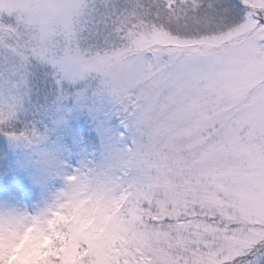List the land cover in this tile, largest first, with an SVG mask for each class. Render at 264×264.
I'll return each instance as SVG.
<instances>
[{"label":"snow or ice","instance_id":"6c2138e0","mask_svg":"<svg viewBox=\"0 0 264 264\" xmlns=\"http://www.w3.org/2000/svg\"><path fill=\"white\" fill-rule=\"evenodd\" d=\"M33 93L91 102L118 147L0 264H264V0H0V120Z\"/></svg>","mask_w":264,"mask_h":264},{"label":"rangeland","instance_id":"374dc122","mask_svg":"<svg viewBox=\"0 0 264 264\" xmlns=\"http://www.w3.org/2000/svg\"><path fill=\"white\" fill-rule=\"evenodd\" d=\"M52 100L33 93L15 118L0 120L23 131L5 135L0 148V214L51 216L69 177L86 164L105 162L118 147L91 102L70 99L49 109Z\"/></svg>","mask_w":264,"mask_h":264},{"label":"clouds","instance_id":"9594fccd","mask_svg":"<svg viewBox=\"0 0 264 264\" xmlns=\"http://www.w3.org/2000/svg\"><path fill=\"white\" fill-rule=\"evenodd\" d=\"M78 184V181L70 184L66 191H71ZM64 210L81 226L100 222L99 214L94 211L93 200L89 198V194L76 196L66 202ZM50 219L51 216L47 212L38 216L23 213L0 214V237L5 243L11 242L20 247H27L33 241L44 243L47 236L51 234L49 231Z\"/></svg>","mask_w":264,"mask_h":264},{"label":"trees","instance_id":"16d2710c","mask_svg":"<svg viewBox=\"0 0 264 264\" xmlns=\"http://www.w3.org/2000/svg\"><path fill=\"white\" fill-rule=\"evenodd\" d=\"M8 121V120H7ZM23 132L22 128L16 124L13 123V121H9L7 123V125H1L0 126V148L2 149V151H4V145H5V141L4 140V136L7 135L8 133L10 134H19Z\"/></svg>","mask_w":264,"mask_h":264}]
</instances>
